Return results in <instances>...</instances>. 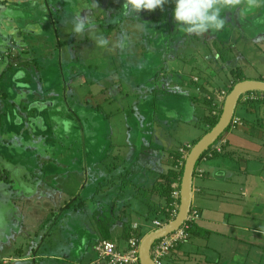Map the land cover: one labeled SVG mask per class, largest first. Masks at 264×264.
Returning a JSON list of instances; mask_svg holds the SVG:
<instances>
[{
  "label": "rangeland",
  "instance_id": "rangeland-1",
  "mask_svg": "<svg viewBox=\"0 0 264 264\" xmlns=\"http://www.w3.org/2000/svg\"><path fill=\"white\" fill-rule=\"evenodd\" d=\"M125 2L126 0H0V142L3 145V148L0 147V188L4 192H12V226L20 232L23 240L26 239L22 234L26 225H22L25 223L21 222L18 216L25 206L24 194L37 193L36 198L42 194L41 196H46V200H49L50 204L43 205V199L40 198L42 201L38 203V211L41 213L38 212L37 220L44 223L45 231L53 234L51 240L56 244L60 240L61 248L67 249V252L62 250L59 253L55 245L46 243L41 248L45 247L47 252L61 254L64 259L62 262L46 264H90L91 260L95 262L97 225L91 215V208L98 202L106 205L114 201L115 213V209L120 205L118 202L124 200L121 191L123 188L124 194L129 191L128 184H123L121 178H117L119 174L123 175V170L128 167L125 166L127 162L124 160L131 151L127 144L131 142V135L128 140L115 142L117 136L121 138L123 135L117 134L113 124L118 119L121 121L123 109L141 110L146 102L145 98L153 95V55L149 53L153 51V47L149 48V44L153 45V23H163L164 27L169 24L173 31L182 30L176 27L173 20L171 0L162 8H158V11L142 9L138 13L128 15H124ZM77 13H80L82 18L87 17L88 24H94L96 27L82 36L72 33V21ZM97 34L103 35L106 40L110 39L109 42L103 47H98L94 42ZM204 36L211 42L212 34ZM188 40L198 42L195 37ZM135 45L142 51L138 58L135 50L138 47ZM116 46L123 48L124 52L119 60L115 52ZM164 46L163 44L161 48H165ZM185 49L186 46L181 50ZM163 51L166 52V48ZM181 53H171L170 56L181 57ZM130 61L134 70L129 75L137 76V72L143 74L144 81L140 84L124 85L120 78V68ZM146 65L148 69L145 68ZM172 71L169 68L170 75L173 74ZM166 75L167 73L163 77H167ZM109 77H117L116 83L111 84L112 88L106 80ZM141 78L137 77L138 80ZM136 90L143 96L139 103L131 100L132 92ZM118 93H124L129 104L123 105L121 102L119 107H116L117 103L114 106V97L116 98ZM103 94L106 97H103ZM243 106L238 103L234 114L247 126L252 118L245 117ZM108 107H111V111L114 107L120 108V111L114 114L121 117L110 119L114 128L113 137L110 138L116 146L106 144L104 138H99V134L92 140L91 134L88 133L89 124L99 128L101 122L103 126L104 119H101V112L98 110ZM163 111L165 109H156L159 114ZM93 117L97 119L93 121ZM38 121L41 124V134L33 135V128L40 125ZM181 128L182 126H174L175 134L167 140L168 150H176L183 146L181 144L186 139H191L192 134L183 133ZM26 133H29V144L23 145L21 139L22 136H27ZM200 134L194 135L193 138ZM91 142L94 148L89 150ZM103 147L106 151L110 149L111 153L119 150L128 154L122 157L124 162L121 163L116 162L115 157L107 156L105 165H97L100 171L93 173L85 165L86 149L93 154H102ZM10 154L13 156L11 163ZM3 159L8 161V165ZM25 161L28 171L21 175L22 166L19 165ZM201 164L198 163V166ZM98 179L102 183L92 199L90 186L97 184ZM197 179L199 178L195 180ZM47 190L55 191L51 193ZM48 193H51V196ZM0 200H3L1 196ZM234 209L232 208L233 212ZM25 211L24 214L31 219L28 222H31L36 216V211L31 207H27ZM230 217L229 221L235 222L241 230L247 229L241 231L239 228L237 238L248 241L249 237L253 236L264 240V234L259 235L253 231L259 228L264 232V224L261 221L264 219V213H256L253 218L248 216L249 225H243L246 224V219L242 216L233 213ZM126 220L136 222L140 230L150 224L146 222L144 214L139 213L127 215ZM20 222L22 224H19ZM199 222L209 227L217 225L214 221L205 219ZM33 224L34 222L28 225L31 227ZM37 227L38 225H33L32 231ZM115 227L116 224L112 226L113 229ZM209 233L210 243L212 237H216V232ZM237 249L239 252L248 250L250 255L254 256L251 257L253 262L241 264H264L262 241H259L258 245L248 246L247 249L246 246L239 245ZM27 251H32L30 254H35L36 257L37 246L15 244L10 253L12 261L17 264L23 261H26V264H39L30 263Z\"/></svg>",
  "mask_w": 264,
  "mask_h": 264
},
{
  "label": "crops",
  "instance_id": "crops-1",
  "mask_svg": "<svg viewBox=\"0 0 264 264\" xmlns=\"http://www.w3.org/2000/svg\"><path fill=\"white\" fill-rule=\"evenodd\" d=\"M155 10L158 11L159 9ZM225 18V27L219 32H206L194 36H188L183 30L173 31L169 24L164 27L163 23H155V25L153 23V45L149 44V48L153 47L151 49L153 51L149 52L153 55V73L151 75L153 78V95L145 98L146 102L141 110L123 109V118L121 121L116 120L113 124L111 118L121 117L114 114L116 111H120V108L116 107H119L121 102L123 105L129 104L124 93H118L113 101L114 106L117 103L114 110L111 111V107L98 110L101 112V119H104L103 126L101 122L98 125L99 128L89 124L88 133L91 134V139L94 140L99 134V138H104L109 146L113 144L116 146V143H113L110 138L113 137L112 129L115 127L117 134L123 135L121 138L117 136L115 142L128 140L131 135V142L127 143L131 151L128 158L124 160L127 162L125 166L128 167L123 170V175L119 174L120 176L117 178V180L121 178L123 184L125 182L128 184L129 191L125 194L124 188L121 191L124 200L121 203L118 202L120 205L115 209L116 215L114 213V201L112 204L106 203V205L98 202L92 206L91 215L94 216L93 220L97 225V233L94 232L95 244L97 241L105 239L113 242L117 249L124 250L128 232L134 225L137 233L145 234L152 230L156 223H163L162 210L163 205H165L163 184L169 171L177 169L174 165V153L177 149L168 150L167 147V140L173 138L175 134L174 126H182L180 130L183 133L192 134L191 139H186L181 145L193 144L206 133L207 125L203 122V117L209 113L208 111L211 110V114L213 111L221 112L224 101H217V92L227 91L238 81V78L241 80H264V0H240L238 7L226 10ZM209 34H212L211 42L206 40L204 36ZM192 37L197 38L198 42L188 40ZM111 40L113 41V39ZM163 44L166 52L163 51L165 48H161ZM135 46L138 47L135 49L138 58L142 51L139 46ZM184 46L186 49L181 50ZM171 50L173 52H170ZM115 52L118 60L120 56L124 55L123 48L120 46H116ZM175 52H182V56L172 58L170 54ZM145 68L148 69V65ZM169 68L173 70L171 75ZM120 69L122 71L120 78L124 85L129 83L132 86L140 84L142 80L144 81L141 72H137V76L129 75L134 70L132 61ZM166 73L167 77H163ZM137 77L142 78L138 80ZM106 80L110 87L111 84L116 83L117 77L116 79L109 77ZM102 96L106 97L105 94ZM142 97L136 90L134 93L132 92L131 100L139 103ZM208 101L211 103L208 104ZM260 101L250 106H243L246 111L245 117L252 118L251 122L245 126L242 119L237 116L241 124L234 128L229 127V131L222 136L226 139V144L221 153L199 160V164L202 163L199 166L204 172L202 177L193 181L191 207L196 210L199 209V220L214 221L217 225L209 227L197 220V225L190 236L171 249L163 258L162 264H241L253 262L251 257L254 256L250 255L248 250L239 252L238 246L244 245L247 249L248 246L258 245L259 241H262L264 247V240L260 237L250 236L248 241L237 238L240 227L235 222L229 221L230 216L234 213L246 219V224L243 225H249L248 216L253 218L256 213H264V99ZM157 106L165 109V111L160 114L156 113ZM107 118L109 119L107 120ZM92 119L95 121L97 118L93 117ZM38 122L40 124V121ZM40 126L41 124L38 128H33V135H38L41 132ZM194 128L200 130L195 131ZM198 133L201 134L193 138ZM25 135L27 136H22L21 139L23 145L29 144V133ZM92 143L89 150L94 148ZM0 147L3 148L1 142ZM109 150L106 151V148L103 147L102 154H93L86 149L87 161H85V165L93 173H98L100 169L97 165L101 166L102 164L104 166L107 156L115 157L116 162L121 163L124 162L121 160L122 157L128 154V152L125 154L119 150L111 153ZM11 156L10 154L9 157ZM12 158L13 156L10 158V163L13 161ZM6 159L3 160L8 165ZM26 163L27 161L19 165L22 166L21 175L28 171ZM101 183L98 179L97 184L90 186L93 193L92 199H94L95 193L99 191ZM107 183L112 184L111 182ZM54 191L47 190L51 193ZM51 193L48 195L51 196ZM36 194H32V192L24 194L25 206L22 207L21 215L18 216V219L25 223L20 222L19 224L26 225L22 233L26 239L23 240L20 232L12 226L14 221V217H11L13 203H11L10 198L12 192H4L0 188V196L4 200H0V211L5 212L4 214L0 212V264H17L12 261L13 258L10 256L15 244L37 246L36 257L35 254H30L33 253L32 251H27V255H29L27 258L32 260L30 263L46 264L47 262H62L64 260L61 254L47 252L45 247L41 248L49 243L52 246L55 245L59 253L62 250L67 252V249L61 248L60 240L58 244L51 240L53 234L44 230V223L38 222V212L41 213L38 211V203L42 201L40 198L43 199V205L50 203H48L49 200H46V196L43 197L41 194L40 197L36 198ZM249 199L253 201L251 202ZM126 200L128 201L126 202ZM27 207L36 211V221L34 218L28 222L31 219L24 214ZM227 207L229 210H223ZM232 208H235L234 212ZM134 213L144 214L146 222L152 226L148 224L143 227L144 230H140L136 222L131 223L126 220L127 215ZM261 221L264 224V219ZM32 222H34L33 225H38L34 231L31 229L33 225L31 227L28 225ZM115 224L116 227L113 229L112 226ZM246 230L242 228L241 231ZM209 231L216 232V237H212L210 243L211 233ZM253 231L259 235L264 234L259 228L253 229ZM241 242L244 244H240ZM93 262L91 260L89 263L92 264ZM19 264H26V261L19 262Z\"/></svg>",
  "mask_w": 264,
  "mask_h": 264
},
{
  "label": "built area",
  "instance_id": "built-area-1",
  "mask_svg": "<svg viewBox=\"0 0 264 264\" xmlns=\"http://www.w3.org/2000/svg\"><path fill=\"white\" fill-rule=\"evenodd\" d=\"M227 93V91L223 90L217 92V101L223 102ZM262 99H264V92L248 91L240 96L238 102L246 103L248 101H257ZM212 114L219 115L220 112L217 113V111H213ZM240 124V119L234 114L231 118L229 127L234 128L239 126ZM225 144L226 139L220 136L214 143H212L206 149V151L204 152L205 154L203 153L204 155L202 154L203 156L202 158L200 156V158H210L213 157L215 154L221 153ZM191 147V144H185L179 148L180 159L177 160V167H181L183 165L182 160L186 158ZM203 172V169L196 165L194 169V178L196 179L202 177ZM172 188V201L168 204V207L166 208V211L169 215V220L173 219L178 211L180 183H173ZM198 216L199 215L196 213V210H190L186 220L176 230L154 241L150 250V254L156 264H162V260L168 254V252L174 247H176L179 243L185 241L190 236L191 222H193L194 219H197ZM156 225L161 224L156 223ZM135 229L136 226L134 225L129 230L126 247L124 250L117 249L116 245L109 240L103 239L98 241V243L95 245L97 258L94 264H140L138 257V245L141 237L138 236Z\"/></svg>",
  "mask_w": 264,
  "mask_h": 264
},
{
  "label": "water",
  "instance_id": "water-1",
  "mask_svg": "<svg viewBox=\"0 0 264 264\" xmlns=\"http://www.w3.org/2000/svg\"><path fill=\"white\" fill-rule=\"evenodd\" d=\"M248 91L264 92V80H239L227 93L217 122L192 145L185 158L180 178L179 207L175 217L159 227L148 231L141 237L138 245L140 264H156L150 254L154 241L173 232L186 220L191 210L194 181L193 173L196 163L206 149L228 128L240 96Z\"/></svg>",
  "mask_w": 264,
  "mask_h": 264
},
{
  "label": "clouds",
  "instance_id": "clouds-1",
  "mask_svg": "<svg viewBox=\"0 0 264 264\" xmlns=\"http://www.w3.org/2000/svg\"><path fill=\"white\" fill-rule=\"evenodd\" d=\"M166 3L169 0H126L123 5L124 15L138 13L142 9L151 11L162 8ZM171 3L176 27L189 35H202L222 30L226 24V10L238 7L240 0H171ZM95 27L94 24H88L87 17L82 18L80 13L73 18L72 33L77 36ZM94 42L98 47L107 44L104 36L99 34L94 37Z\"/></svg>",
  "mask_w": 264,
  "mask_h": 264
},
{
  "label": "trees",
  "instance_id": "trees-1",
  "mask_svg": "<svg viewBox=\"0 0 264 264\" xmlns=\"http://www.w3.org/2000/svg\"><path fill=\"white\" fill-rule=\"evenodd\" d=\"M241 80L240 78H238V81ZM237 82V81H236ZM235 82V83H236ZM234 83V84H235ZM233 84V85H234ZM232 85V86H233ZM232 86L227 90L228 92L230 91V89L232 88ZM257 102H261L260 100H257V101H248L246 103H241V102H238L240 104H243V105H247V106H250L254 103H257ZM211 102L208 101V104H210ZM212 107V106H211ZM218 117L219 115H213L211 114V110H209V113L207 115H205L203 117V122H205V124L207 125V128H206V132L209 131L214 125L215 123L217 122L218 120ZM81 122V120H80ZM84 124V123H83ZM229 128V126H228ZM227 128V129H228ZM226 129V130H227ZM225 130V131H226ZM196 141L193 142V144L195 143ZM182 147V146H181ZM180 148V147H179ZM179 148L177 149V151L174 153V156H175V159H174V165L177 169H171L167 175V177H165V183L163 184V188H164V191H163V196H164V199H165V205H163V210H162V216L164 217V220H162L163 223H160L161 225L166 223L169 219H168V213L166 211V208L168 207V204L172 201V198H171V191H172V186H171V183H180V178H181V175H182V171H183V165H184V161L185 159H183V165L181 167H177L178 165H176L177 163V160L180 159V153H179ZM205 154V153H204ZM203 154V155H204ZM201 155V158L202 156ZM200 158V159H201ZM199 159V160H200ZM199 160L197 161L196 165L198 166V163H199ZM193 176L194 173H193ZM195 180V178H194ZM179 202V201H178ZM191 210H196L194 207H191ZM196 213L199 215L197 219H194L193 222H191V228H190V234L192 233V231L194 230V228L196 227L197 225V220L200 218V214H199V209L196 210ZM160 225H156V227H159ZM137 233V231H136ZM139 237H142V234L143 233H137Z\"/></svg>",
  "mask_w": 264,
  "mask_h": 264
}]
</instances>
